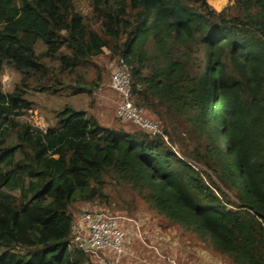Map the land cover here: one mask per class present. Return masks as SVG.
Here are the masks:
<instances>
[{"label": "trees", "instance_id": "trees-1", "mask_svg": "<svg viewBox=\"0 0 264 264\" xmlns=\"http://www.w3.org/2000/svg\"><path fill=\"white\" fill-rule=\"evenodd\" d=\"M212 1L0 0V69L20 74L0 89V264H94L70 242L94 203L141 204L225 264H264V0ZM103 55L160 134L70 104L42 128L23 119L30 90L91 93Z\"/></svg>", "mask_w": 264, "mask_h": 264}, {"label": "rangeland", "instance_id": "rangeland-1", "mask_svg": "<svg viewBox=\"0 0 264 264\" xmlns=\"http://www.w3.org/2000/svg\"><path fill=\"white\" fill-rule=\"evenodd\" d=\"M76 6L83 13H88V0H75ZM225 0H214L212 5L220 10ZM43 47L38 45L37 50ZM96 67L88 69V82L99 78V85L91 93L74 95L70 89L61 90L54 95L29 91L27 99L32 101L34 109L30 110L24 120L34 125L44 127L46 122L62 106L70 104L76 109L86 110L95 115L104 124L124 128L127 131L139 128L129 122H121L115 117L118 96L110 88V79L115 70V60L107 55L96 60ZM20 80V74L5 66L0 69V89L11 93ZM145 115L158 122L144 111ZM152 135V134H151ZM97 204L83 205L76 208L78 217L84 211L100 210ZM115 216L122 217L123 228L126 231L125 252L118 264H225L220 257L208 252L192 235H183L179 228L163 229V221L155 212L143 205H138L136 214L129 218L121 211L107 210ZM95 262V259H93Z\"/></svg>", "mask_w": 264, "mask_h": 264}, {"label": "built area", "instance_id": "built-area-1", "mask_svg": "<svg viewBox=\"0 0 264 264\" xmlns=\"http://www.w3.org/2000/svg\"><path fill=\"white\" fill-rule=\"evenodd\" d=\"M110 88L118 96L115 117L129 122L152 135L161 133L159 123L148 118L144 110L134 105V86L124 60L119 59L110 79ZM123 218L100 210L84 211L75 218L71 244L83 252L91 253L94 264H118L124 254L126 231ZM170 264H178L172 261Z\"/></svg>", "mask_w": 264, "mask_h": 264}]
</instances>
